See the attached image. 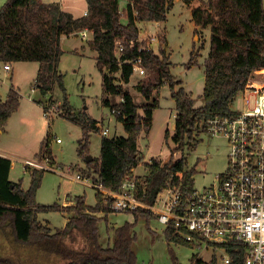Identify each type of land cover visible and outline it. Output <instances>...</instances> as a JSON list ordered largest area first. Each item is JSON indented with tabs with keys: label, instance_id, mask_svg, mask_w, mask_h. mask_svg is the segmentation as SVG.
Returning a JSON list of instances; mask_svg holds the SVG:
<instances>
[{
	"label": "trees",
	"instance_id": "trees-1",
	"mask_svg": "<svg viewBox=\"0 0 264 264\" xmlns=\"http://www.w3.org/2000/svg\"><path fill=\"white\" fill-rule=\"evenodd\" d=\"M121 1H126L120 9ZM189 4L194 0H182ZM201 6L191 10V19L195 26L209 28V52L204 62L203 105L194 107V99L181 85L174 81L170 72V62L164 48L158 54L150 51H138L139 22H160L167 20V13L173 7V0H86L85 16L73 18L63 12L57 4H46L40 0H7L0 7V62L38 63L34 90H38L40 99L35 103L47 106L42 99L50 93L53 85L62 88V75L58 72V63L62 50V37L79 34L83 30L91 33L88 47L97 54L96 67L102 77L104 102L122 124L125 136L107 138L102 136L100 154L97 159L86 163L87 170H80L83 178L106 190L117 192L123 181L134 177L137 197L152 205L157 194L170 185L184 193L193 189L194 168L186 169L187 161L182 155L176 161L162 163L152 158L145 164L146 177H136L132 170L138 166L137 140L142 133L148 134L152 127V116L159 107L160 89L167 85L170 97L174 101L176 116L171 141L174 145L171 154L183 153L197 131H206V121L216 116L233 114L231 105L238 93L244 89L254 71L264 69V8L263 0H199ZM126 23L123 24L121 19ZM120 41L123 52L117 56L116 42ZM133 41L130 49L127 42ZM161 43H166L165 39ZM162 44V45H163ZM140 58L142 66L155 76V81H146L139 86V93L146 101L143 105L134 102L130 92L124 87L133 74L132 61ZM196 63L193 57L188 62ZM118 75V76H117ZM177 87V88H175ZM155 95V97H153ZM109 97L119 98L111 103ZM19 94L11 86L4 101H0V132L8 119L19 107ZM50 102V99H48ZM63 116L82 129L78 141L77 153L85 160L89 154V133L97 132L95 120L85 113L76 114L66 99L61 104ZM169 138L166 130L164 139ZM50 136L42 140L38 158H48L51 165L54 159L49 148ZM11 161L0 156V231L4 235L10 230L15 243L21 245H42L47 251L62 259L65 264H137L132 248L135 236L133 227L139 219L146 222L154 218L147 210L138 208L124 211L134 217V222H125L114 228L113 243L102 247L99 242L100 221L108 223L106 216L115 213L111 210L112 199L96 191L95 205L87 206L84 196L74 197V205L62 207L39 205L36 192L40 187L43 172L25 168L30 176V184L23 189L21 181L9 179ZM71 214L62 229L54 232L37 220L44 212ZM103 214L102 217L96 216ZM74 232L81 233L85 245L82 249L68 248L64 239ZM168 243L190 246L189 240L175 233L174 228L164 230ZM229 264H244L243 248L240 245L227 246ZM0 264H14L7 257H0ZM172 264H181L172 258ZM189 264H218L213 257L209 262L192 256Z\"/></svg>",
	"mask_w": 264,
	"mask_h": 264
},
{
	"label": "rangeland",
	"instance_id": "rangeland-1",
	"mask_svg": "<svg viewBox=\"0 0 264 264\" xmlns=\"http://www.w3.org/2000/svg\"><path fill=\"white\" fill-rule=\"evenodd\" d=\"M6 1L0 0V7ZM123 19L121 22L124 21ZM193 24L190 8L183 2H175L165 23H146L139 26L141 37L145 36L142 43L152 42V48L156 54L161 48H164L166 53L170 52V61L173 64L170 66V72L174 76V81L182 82L183 88L194 99V107L198 108L203 105L204 62L209 50L210 30L207 28L205 32L202 28L194 29ZM73 36L68 42L73 51L63 52L58 63L57 70L62 75V88L53 85L50 93L42 99L47 108H53L54 113L48 116L49 118L44 115L42 106L35 103L40 99L38 90L33 89L38 64L35 62L10 63L12 70L6 72L3 63L0 62V101L6 99L11 86L16 88L20 97L17 111L8 119L4 128L5 132L0 135V151L17 157L12 160L9 179L14 183L21 181L23 189L29 187L30 176L25 172L21 160L38 158L35 154L47 134L50 136L49 148L56 162L55 167H59L58 170L61 171L70 168L68 175L51 171L43 172L41 184L35 196L39 205L60 204L66 198V202H74L76 196H84L87 205L95 204V189L73 179L76 175H80L77 167L75 169L73 166H83L85 163L86 167V163L92 159L86 162V158L83 160L77 153L82 129L63 116L61 104L64 99L73 113H85L89 119L95 120L101 126L98 127L97 132L92 131L89 134L88 157L95 159L99 157L102 138L100 130L107 129V138L125 135L121 123L105 105L104 100L107 97L102 92V77L96 67V53L87 47L81 48L88 44L91 36L87 40L81 39L80 33ZM151 38H154V41H151ZM165 38L168 41L166 49L161 43V40ZM62 44L66 42L62 41ZM190 57H193L196 63L189 64ZM262 74L263 69L254 71L249 82L259 84ZM146 81H155V76L150 71H146L140 77L133 74L129 83L124 85L138 105L146 102L138 90L140 84ZM108 99L111 103H115L119 98L109 97ZM158 101L159 107L153 113L150 131L148 134L142 133L137 140V157L140 161L136 176L141 178L147 176L145 164L149 163L152 158L167 163L168 161L174 162L183 155L187 161L186 169L194 168L195 170L193 189L201 191L213 183L217 174L225 170L229 153L227 141L221 136H213L206 131H196L193 140L185 147L183 153L176 152L172 155L174 145L171 136L177 112L167 85L160 89ZM231 108L241 110V101L234 100ZM166 130L169 131L167 141L164 139ZM57 139L60 140L59 143L56 142ZM83 170H87V167ZM64 216H68L66 218L68 222L71 214L44 212L37 215V220L42 225H48L54 232L67 223H65ZM96 216L102 217L103 214ZM106 218L107 224L105 221H100L98 224L99 242L102 247L112 244L113 227H119L125 222H134L133 215L125 212L110 213ZM164 230V226L154 218L148 222L144 219L136 222L132 230L135 236L132 248L137 264H172L173 257L181 264H189L193 255L204 262H209L216 257L212 254L220 255V252L212 248L200 251L192 242L190 246L168 243L164 237ZM3 232L5 237L0 231V257H7L14 264H65L62 259L48 252L44 246L15 243L8 228ZM63 242L66 247L76 250L82 249L85 245L82 234L78 232H74ZM217 260L219 261L218 258Z\"/></svg>",
	"mask_w": 264,
	"mask_h": 264
},
{
	"label": "built area",
	"instance_id": "built-area-1",
	"mask_svg": "<svg viewBox=\"0 0 264 264\" xmlns=\"http://www.w3.org/2000/svg\"><path fill=\"white\" fill-rule=\"evenodd\" d=\"M89 35L88 30L80 32L83 40ZM127 44L130 49L135 46L133 41ZM136 44L139 45L138 51L155 53L152 42L144 44L138 39ZM123 50V44L117 41L116 55ZM131 63L133 74L140 77L146 73L140 58ZM3 68L6 72L11 70L9 64ZM249 81L235 98L241 101V110L231 108L232 115L216 116L206 121V132L223 137L229 146L226 168L215 176L210 186L184 193L167 185L157 194L155 202L148 205L138 199L134 177L126 178L117 192L93 185L106 199H112L111 210H147L164 229L174 228L175 233L192 242L198 250L212 248L220 252V255L212 256H216L221 264L230 263L227 246L233 245L243 248L244 264H264V69L259 84ZM53 113V108L48 107L44 115L49 118ZM101 134L105 137L107 129H102ZM1 155L5 156L0 151ZM7 158L11 162L17 159L14 156ZM21 161L24 169L29 167L61 175L69 172V168L58 170L59 167L51 165L46 157ZM73 179L90 185V181L79 174Z\"/></svg>",
	"mask_w": 264,
	"mask_h": 264
},
{
	"label": "crops",
	"instance_id": "crops-1",
	"mask_svg": "<svg viewBox=\"0 0 264 264\" xmlns=\"http://www.w3.org/2000/svg\"><path fill=\"white\" fill-rule=\"evenodd\" d=\"M41 2H43V3H46V4H57L59 7H60V9L63 11V12H66V13H69V14H71L72 16H73V18H79V17H82V16H85L86 15V13H87V2H86V0H40ZM175 2H183L182 0H173V5L175 4ZM186 6H188L189 8H190V12H191V9L192 8H195V7H199V6H201V3L198 1V0H194V1H192V2H190L188 5L187 4H185ZM126 6V1H121L120 2V5H119V7H120V9H124V7ZM171 10V9H170ZM169 13V12H168ZM168 13H167V17H168ZM122 20V19H121ZM124 21L122 22L123 24H125L126 23V20L125 19H123ZM192 20V19H191ZM166 22V21H165ZM165 22H163V23H165ZM193 22V21H192ZM146 23H150V24H153V23H155V24H160V22H139V23H137V28H138V30H139V40L140 41H142V39L143 38H145V36H142L141 37V28H140V26L139 25H141V24H143V25H145ZM194 25V24H193ZM199 29V27H197V26H195L194 25V29ZM206 29L207 28H205V29H203L205 32H206ZM209 29V28H208ZM89 36H91V33H90V35ZM74 36H68V37H62L61 38V43H62V41H65L66 42V44H62V45H65V46H67V47H69L70 49H71V51H73V49L71 48V46L68 44V42H69V39L70 38H73ZM89 38V37H88ZM63 39V40H62ZM90 40V39H89ZM165 41H166V43H164L162 46L163 47H165V49L168 47V41L166 40V38H165ZM89 48L88 47V44L85 46V47H83V46H81V48L82 49H84V48ZM71 51H63V52H71ZM208 52H209V50H208ZM167 55H168V57H169V62H170V64H171V66L173 65L172 63H171V61H170V52L168 53L167 52ZM207 55H208V53H207ZM96 56H97V54H96ZM96 59V58H95ZM38 64V63H37ZM4 65V64H3ZM11 70H12V68H11ZM172 73V72H171ZM175 105V104H174ZM122 125V124H121ZM6 126V125H5ZM97 126L98 127H101L98 123H97ZM5 128V127H4ZM3 128V130L0 132V135H2L3 134V132H5V129ZM99 129V128H98ZM102 129V128H101ZM100 133H101V130H100ZM90 134V133H89ZM102 135V134H101ZM107 136V135H106ZM105 136V137H106ZM125 136V135H124ZM1 152H2V150H1ZM2 153H4L5 154V158H7V156H13V155H11V154H8L7 152H5V151H3ZM38 153H39V150H38V152L35 154V156L37 157L38 156ZM2 156V155H1ZM14 157H16V156H14ZM9 158V157H8ZM17 158V157H16ZM90 158V157H89ZM54 159V158H53ZM87 159V158H86ZM90 159H95L94 157L93 158H90ZM140 161V160H139ZM54 162H55V160H54ZM86 162H87V160H86ZM56 163V162H55ZM11 166H12V162H11ZM138 166H139V163H138ZM138 166L137 167H135L133 170H132V172H133V175H137L136 174V169L138 168ZM74 168L75 167H77V171H78V173H80V175H81V172H80V170H83V169H85L86 167H85V163H84V165L83 166H81V165H76V166H73ZM70 169V168H69ZM76 169V168H75ZM136 177H138V176H136ZM91 183H90V185H88V186H90V187H92V188H94L95 189V193H96V191H98L93 185H95L93 182H92V180H91V178H87ZM92 184V185H91ZM86 185V184H85ZM96 186V185H95ZM67 199V198H66ZM66 199L64 200V201H62L60 204H58V205H60V206H62V207H64L65 205L67 206H73L75 203L73 202V201H71V202H66ZM96 202V201H95ZM85 204H86V202H85ZM87 205V204H86ZM95 205V204H94ZM94 205H87V206H94ZM62 214H67V213H62ZM68 215V214H67ZM98 215V214H97ZM65 217V223L67 222L66 221V218L68 217V216H64ZM98 217H100V216H98ZM39 221V220H38ZM46 223H49V222H46ZM48 226V225H47ZM65 226V225H64ZM63 226V227H64ZM49 227V226H48ZM63 227H61V228H63ZM118 226H116V227H113V228H117ZM50 228V227H49ZM61 228H59V229H61ZM58 229V228H57ZM112 243H113V241H112Z\"/></svg>",
	"mask_w": 264,
	"mask_h": 264
},
{
	"label": "water",
	"instance_id": "water-1",
	"mask_svg": "<svg viewBox=\"0 0 264 264\" xmlns=\"http://www.w3.org/2000/svg\"><path fill=\"white\" fill-rule=\"evenodd\" d=\"M62 50L63 51H71V49L65 45H62ZM86 160L88 161V160H90V158L88 157Z\"/></svg>",
	"mask_w": 264,
	"mask_h": 264
}]
</instances>
